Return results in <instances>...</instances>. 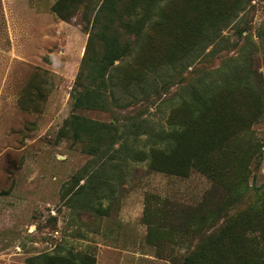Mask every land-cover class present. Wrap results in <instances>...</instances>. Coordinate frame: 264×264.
<instances>
[{"label": "rangeland", "instance_id": "374dc122", "mask_svg": "<svg viewBox=\"0 0 264 264\" xmlns=\"http://www.w3.org/2000/svg\"><path fill=\"white\" fill-rule=\"evenodd\" d=\"M56 1L0 0V264H264V0L127 1L86 54Z\"/></svg>", "mask_w": 264, "mask_h": 264}, {"label": "trees", "instance_id": "16d2710c", "mask_svg": "<svg viewBox=\"0 0 264 264\" xmlns=\"http://www.w3.org/2000/svg\"><path fill=\"white\" fill-rule=\"evenodd\" d=\"M127 1L132 2L133 0H103L100 6L97 5V1L92 2V0H57L51 7L52 13H54L59 19L68 21L74 18L76 15L80 16V19L92 20V25L89 32L88 42L85 48V54L87 53L90 41L97 36L101 41H105V38H108V29L102 28L99 30L95 23H97L101 14H105L108 18L116 15L117 8ZM82 6L80 11L77 9L79 6ZM103 5L106 6V9H103ZM120 5V6H119ZM98 6V7H97ZM88 23V22H87ZM123 25L124 30L128 29L127 20H125Z\"/></svg>", "mask_w": 264, "mask_h": 264}, {"label": "crops", "instance_id": "0c3cea01", "mask_svg": "<svg viewBox=\"0 0 264 264\" xmlns=\"http://www.w3.org/2000/svg\"><path fill=\"white\" fill-rule=\"evenodd\" d=\"M5 66H3L2 68H0V110H2V93L4 92V89H3V83L5 81V77H6V74H7V71H5L4 69Z\"/></svg>", "mask_w": 264, "mask_h": 264}]
</instances>
